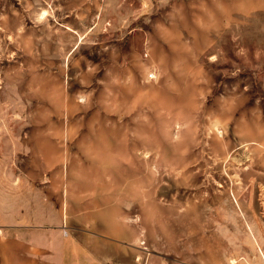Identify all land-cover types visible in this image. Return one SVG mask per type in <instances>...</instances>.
Listing matches in <instances>:
<instances>
[{"label":"rangeland","instance_id":"obj_1","mask_svg":"<svg viewBox=\"0 0 264 264\" xmlns=\"http://www.w3.org/2000/svg\"><path fill=\"white\" fill-rule=\"evenodd\" d=\"M3 209L264 264V0H0Z\"/></svg>","mask_w":264,"mask_h":264},{"label":"crops","instance_id":"obj_2","mask_svg":"<svg viewBox=\"0 0 264 264\" xmlns=\"http://www.w3.org/2000/svg\"><path fill=\"white\" fill-rule=\"evenodd\" d=\"M19 213L0 210V264H141L137 246L96 241L92 230L66 226L65 215L50 221L42 211Z\"/></svg>","mask_w":264,"mask_h":264}]
</instances>
